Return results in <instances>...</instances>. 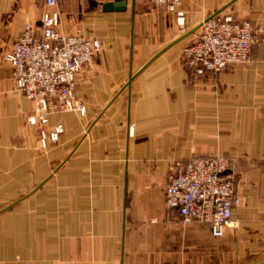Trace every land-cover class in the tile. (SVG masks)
<instances>
[{
    "label": "crops",
    "instance_id": "obj_1",
    "mask_svg": "<svg viewBox=\"0 0 264 264\" xmlns=\"http://www.w3.org/2000/svg\"><path fill=\"white\" fill-rule=\"evenodd\" d=\"M113 1L58 8L61 32L100 39L103 51L78 77L86 114L51 115L46 129L64 133L43 149L5 56L50 8L0 0V264H264V43L255 66L217 75H194L183 59L215 15L264 37V0H183L184 33L150 0L105 12ZM214 156L231 161L241 196L223 238L166 204L176 165Z\"/></svg>",
    "mask_w": 264,
    "mask_h": 264
},
{
    "label": "built area",
    "instance_id": "obj_2",
    "mask_svg": "<svg viewBox=\"0 0 264 264\" xmlns=\"http://www.w3.org/2000/svg\"><path fill=\"white\" fill-rule=\"evenodd\" d=\"M64 0H46L49 11L41 16L38 31L27 23L5 60L13 68L17 92L34 103L27 123L39 130L43 149L48 143L59 142L64 126L53 131L46 126L53 114L78 112L86 107L77 96L78 77L91 67L103 51L100 39L83 32L64 34L59 30V6ZM169 14L185 31L184 13L179 11L183 0H150ZM264 43L259 30L249 21L233 15H217L199 29L196 41L183 51V59L197 76L217 75L228 67L251 68L255 45ZM228 158L197 157L178 163L166 189L168 208L178 212L185 224L200 223L210 227L214 238H223L230 229L238 227L234 211L241 205Z\"/></svg>",
    "mask_w": 264,
    "mask_h": 264
},
{
    "label": "water",
    "instance_id": "obj_3",
    "mask_svg": "<svg viewBox=\"0 0 264 264\" xmlns=\"http://www.w3.org/2000/svg\"><path fill=\"white\" fill-rule=\"evenodd\" d=\"M235 1L236 0H234L232 3H234ZM94 3H96V2H94ZM127 4H128V0H114L113 2L104 3L103 7H104L105 12H124L127 10ZM215 16H217V15H215ZM214 17H212V18H214ZM212 18H210V19H212ZM200 28H201V26L198 27L197 30ZM133 80H134V77L131 78L130 84L133 82Z\"/></svg>",
    "mask_w": 264,
    "mask_h": 264
},
{
    "label": "rangeland",
    "instance_id": "obj_4",
    "mask_svg": "<svg viewBox=\"0 0 264 264\" xmlns=\"http://www.w3.org/2000/svg\"><path fill=\"white\" fill-rule=\"evenodd\" d=\"M177 23H178V22H177ZM178 25H179V24H178ZM179 27H180V31H181V33H184L180 25H179Z\"/></svg>",
    "mask_w": 264,
    "mask_h": 264
}]
</instances>
